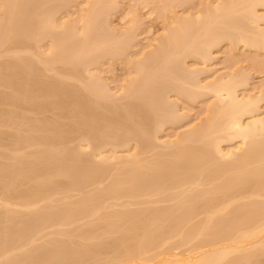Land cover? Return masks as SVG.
Here are the masks:
<instances>
[{
    "label": "rangeland",
    "instance_id": "1",
    "mask_svg": "<svg viewBox=\"0 0 264 264\" xmlns=\"http://www.w3.org/2000/svg\"><path fill=\"white\" fill-rule=\"evenodd\" d=\"M229 1L0 0V24L2 26V21L10 15L9 27L13 26V31L8 28L11 34L7 31L13 37L11 40L10 36L4 38L6 27L4 30L1 27L5 34L0 33V164L5 163L7 170L15 172L19 167L22 170L21 164L25 163L27 171L23 168L19 172L31 173L29 165L33 172L32 178L28 174L32 180L27 183L14 179L6 183L0 176V264H91L95 261V264H114L121 260L119 254L124 255L126 249V252L133 249L136 254L138 247L143 256V247L147 243L152 247L157 236H163L158 238L163 240L159 247L157 238L154 240L156 253L164 252L161 247L170 244V247L177 245L174 249L180 246L177 251L183 249V255L188 256V250L198 239H207L205 236L210 234L214 237L215 231L208 233L215 224L207 235L203 237L200 231L199 236L191 240L192 234H197L195 225L206 221L208 203L216 201L213 202L215 207L219 203L220 209L213 208V212L219 210V216L226 208L223 210L220 205L228 198L233 199L231 202L236 206L231 208V203L228 212H236L237 217L238 212L244 213L251 220L253 214L249 215L244 206L240 209L236 204L253 200L255 189L253 195L250 194L253 199H246L249 192L244 193V199L242 191L237 195L235 191L241 185H234L233 190V186L224 188L231 181L230 174L223 176L229 178L227 181L217 176L218 169L216 172L213 169L223 167L229 158L222 157V152L218 154L216 147L222 148L223 154L235 149L239 158L246 150L244 146L254 149H250L253 142L243 144L240 138L234 135L238 139H233L230 135L221 137L217 146L212 138H207L221 131L218 127L226 129L224 125L232 117L229 112L221 111L227 102L222 97L226 96L221 97L206 86L223 76L224 80L232 77L239 82L236 87L239 100L254 101L245 108L246 113L243 108L237 110L242 114L244 111L242 120L264 118V5L253 2V9L249 11L250 0H231L234 5ZM227 2L233 6H228ZM241 34L253 42L249 39L247 44L240 40ZM11 76L14 85L9 80ZM23 83L28 85V88L24 85L26 90L22 88ZM15 85L19 89L15 90ZM21 89L25 92H20ZM199 131L204 134L193 135ZM256 135V138L252 136L254 141L261 140L258 146L255 143L257 156H251L248 161L260 162L259 167L264 168V159L259 161L264 153V132ZM201 136L204 141L200 140ZM198 140L202 143L210 140L209 144L206 142L210 147L206 148L210 149L211 156L194 159L191 153L186 154L192 145L201 143ZM46 146L51 149L47 150L49 153ZM41 151L47 152L46 156ZM48 155L57 163L49 165ZM40 160L47 167L41 165ZM231 165L228 169L225 164L224 169L239 170L242 164L239 166L234 160ZM235 165L239 168L233 167ZM249 171V177L256 173L258 178H264V169L261 173L255 169ZM19 172L13 174L17 177ZM39 175L42 181H38ZM256 179L252 180V187L257 189L262 183L258 182L260 179L255 183ZM250 185L246 184L247 189ZM238 194L243 197L242 201ZM260 194L264 206V193ZM260 197L257 196V200L261 201ZM27 203L29 206L25 205ZM204 204L208 205L207 210ZM191 205L189 210L187 207ZM259 205L258 211L263 208ZM199 206L206 214L197 209ZM172 208L177 209L176 212H171ZM187 209L195 212L184 218L183 212ZM255 213L259 214L257 210ZM231 214L233 216H225L227 219L223 215L224 219L218 222L223 224V220L233 217L227 222L232 227L236 220L238 224L244 217L237 219L236 214ZM258 216L252 218V224H256ZM254 219L257 221L253 222ZM222 224L218 225L222 227ZM183 228L185 235H182ZM164 229L167 233L173 231L166 237ZM146 237L154 239L151 243L146 240L142 247L141 242ZM257 238L254 240H259ZM133 245L135 249L131 248ZM147 246L144 252L154 251L155 247L153 250L148 247L150 251ZM263 249L257 248L252 253L248 250L251 258L247 259L248 251L242 250L246 262L240 258L241 263L263 264ZM258 252H261L257 255L260 258L255 257ZM158 254L148 256L154 258L150 264H159L164 256L155 260ZM239 254L236 253V264ZM146 256L147 253L144 258L140 257L144 260ZM231 256L233 258L235 253ZM140 257L137 262L141 261ZM132 260L128 261L132 264L136 258Z\"/></svg>",
    "mask_w": 264,
    "mask_h": 264
},
{
    "label": "bare ground",
    "instance_id": "2",
    "mask_svg": "<svg viewBox=\"0 0 264 264\" xmlns=\"http://www.w3.org/2000/svg\"><path fill=\"white\" fill-rule=\"evenodd\" d=\"M232 1H233V0H232ZM229 2H230V3H233L234 1L231 2V0H230ZM229 2H227V5H228V6H229V5H231V6L234 5V3H233V5H232V4H230ZM249 2H250L251 4H250ZM249 2H248V5H247V6H249V11H251V10L253 9V6H254V5H253V2L256 3V5H258V4H262V5H264V0H250ZM237 3H238V2H237ZM250 5H251V7H250ZM245 9H248V7L245 8ZM250 9H251V10H250ZM3 18H4V17H3ZM5 18H6V20H3V21L1 20V21L3 22V24H2V26H1V24H0V29H1V30H0V33L3 32L4 27H6V28H5L6 30H4L5 32H7V31L9 32L8 28H9V29L11 28L12 30H11V29H10V30L13 31V26H12V27H11V26L9 27L10 23H9L8 20H9V18H10V15H7V17H5ZM4 21H7V22H4ZM4 24H5V25H4ZM11 24H12V23H11ZM1 27H3V30H2ZM11 31H10V32H11ZM8 32L6 33V35H4V38H6V37L8 38V36H10V35H9L10 32H9V33H8ZM3 33H4V32H3ZM3 33H1V34L3 35ZM4 34H5V33H4ZM10 34H11V33H10ZM12 34H13V33H12ZM5 36H6V37H5ZM12 38H13V37H12ZM12 38H11V36L9 37L10 40H11ZM0 39H2L1 36H0ZM239 39H240V40H243L245 43L247 42V44H248V43H249L248 41H249L250 38L248 39V38L245 37L243 34H241V38H240V36H239ZM250 41H252V40L250 39ZM252 42H253V41H252ZM256 42H257V41H256ZM210 43H211V42H210ZM214 43H215V41H214L213 43L210 44V47H211L212 44H214ZM63 52H64V50H63ZM0 68H1V67H0ZM13 68H15V67H13ZM11 69H12V67H11ZM0 70H1V69H0ZM230 78H231V79H226V80H224V76H223V77H221V79H219V80L217 79V81H215V82H214V81H213V82H210V83H208V84L206 85L207 88L209 87V89L212 90V91H214L217 95H220L221 97L224 96V95L226 96V97H222V98H224V99H227V100H224L225 102H226V101H227V102L225 103L226 105L224 104V106L221 107V111H222L224 114H227V113L229 112V113H228L229 116L232 115V117L230 116L229 123H228L227 125H224V126L230 127V130H229L227 127H226V129H227L228 131H227L226 129H223V127H218L217 130H219V128H222L221 131H219L221 134H220L219 132H216V134L212 133V134H214V137H215V135L217 136V139H216V137L214 138L213 135H210V134L208 135V136H210V137H207V138H212L211 140H213L214 143H215L217 146H219V143H220L219 140H220L221 137L224 138V137H228V136L231 135V138H233V139H234V138H235V139L240 138V139L242 140V143H243V144H245V143L248 144V142H249V143H252V142H253L254 144H253V143L251 144L250 149H251V147L255 149V148H256V147H255V145H256L255 143H257L256 146H258V144H259V142H258L259 139H256L257 142L254 141L255 138H256V136H257L256 134H257V133H260V131H261V132H264V131L261 130V129L264 130V118H262V117H261V118H259V117H258V118H257V117H256V118H252L253 120L251 119V120H249V122H248V121L245 122V121L242 120L241 117H242V115L244 114V111L242 110V112H243V114H242L241 112H238L237 110L239 109V111H240V108H243V109L246 108V109H247L248 107H250L251 103H254V101L252 102V100H250L249 98H248V100H247V99L239 100L238 96L236 95V93H237V89H236V87H238V85H240V84H239V82L237 83V80L234 81V79H232V77H230ZM9 80L12 82V84H11V82H10L9 84L14 85V84H13L14 81H12V76L10 77ZM9 80H8V82H9ZM13 80H14V77H13ZM8 82H7V83H8ZM15 84H16V83H15ZM18 84H20V83H18ZM18 84H17V85H18ZM6 85H7V84H6ZM24 85H27V83H23V85H22L23 87L20 86V85H18V86H20V87H22L23 89H25L26 86L24 87ZM29 85H32V84L29 83ZM8 86H9V85H8ZM18 86H17V87H18ZM17 87H16V85H15V88H14V87H12V88H14V89L16 90ZM204 87H205V86H204ZM27 88H28V85H27ZM27 88H26V89H27ZM18 89H19V87H18ZM23 89H21L20 92H25L26 89H25L24 91H22ZM18 91H19V90H18ZM18 93H19V92H18ZM20 94H21V93H20ZM3 96H6V95H3ZM6 97H7V96H6ZM0 98H1V96H0ZM4 98H5V97H4ZM7 98H8V97H7ZM222 98H221V99H222ZM2 99H3V98H2ZM17 99H18V98H17ZM222 100H223V99H222ZM246 109H245V113H246ZM230 112H231V114H230ZM247 112H248V111H247ZM240 113H241V114H240ZM240 115H241V116H240ZM230 120H231V122H230ZM257 130H258V131H257ZM214 132H215V131H214ZM190 133H191V132H190ZM199 133H200V134H199ZM255 133H256V134H255ZM203 134H204V132L201 133L200 131H199L198 133H195V134H194V132H193V135H198V136H200V135H203ZM218 134H219V135H218ZM254 134H255V136H254ZM205 135H207V134L205 133ZM205 135H204V137H205ZM226 135H227V136H226ZM234 135L237 136L238 138L235 137ZM258 135H259V134H258ZM85 136H86V135H85ZM87 136H88V135H87ZM232 136H233V137H232ZM252 136L255 137V138H252ZM88 137H89V136H88ZM96 137H98V136H96ZM251 138H252L253 140H252ZM89 139H90V138H89ZM89 139L86 137V140L89 141ZM215 139H216V142H215ZM227 139L230 140V138H227ZM227 139H224V140H227ZM233 139H231V140H233ZM200 140L204 141V140L202 139V136H201V139H200ZM205 140H206V139H205ZM241 140H240V141H241ZM91 141H92V140H91ZM91 141H90L89 143H91V145H92L93 141H92V142H91ZM198 141H199V140H198ZM207 141H208V144H209L210 140H207ZM207 141H206V142H207ZM221 141H222V140H221ZM251 141H252V142H251ZM259 141H261V140H259ZM47 142H48V141H47ZM199 142H201V141H199ZM206 142H204V143L201 142L200 144L198 143L200 146H199V145L197 146L196 144H195V146L192 145V146L190 147V150L187 151L188 153H186V152H185V153L188 154L189 156H190V153H191V157H193V158L195 157L196 159H200V158L203 159L204 156H207V157L211 156V155H210V154H211V153H210V149L207 150V148H206V147H210V145L207 146V143H206ZM262 142L264 143V141H262ZM44 143H45V142H44ZM105 143H106V142H105ZM183 143H185V141H184ZM205 143H206V144H205ZM211 143H212V142H211ZM45 144L47 145V143H45ZM102 144H103V143H102ZM48 145H50V142H48ZM203 145H206V146H203ZM252 145H253V146H252ZM263 145H264V144H263ZM100 146H101V145H100ZM103 146H104V145H103ZM46 147H47V146H46ZM46 147H45V148H46ZM50 147H51V146H50ZM96 147H98V146H96ZM193 147H194V148H193ZM202 147L205 148V150H204ZM47 148H48V147H47ZM47 148H46V151H47V150L51 151L50 148H48V149H47ZM192 148H193V149H192ZM217 148H218V149H217ZM243 148L246 149L245 152H243V154L240 153V154H241L240 157H239V158H236V156H237V157L239 156V153H237V155H236V152H237V151H235V149H234V150H231V149H230V151L228 150V151H226V152L223 154L224 151H221V150H223V149H222V148L220 149L219 147H216V148H215V151H216V152H219L218 154H220V153L222 152V154H221V156L223 155L222 157L228 156L230 159L228 158V159L225 160L226 163H224V164L222 165L223 167H221L223 170H222L221 168L219 169V167H218V168L213 169V171H215L216 169H218V173H219V174H218L217 176H220V177L223 178L224 180L226 179V180L228 181V179L230 178L231 181H228V183H229L230 185H229L228 183H226L227 181H225V182L223 181V183H226V184H227V185H225V186H228V185H229L228 187H225L224 184H223L224 188H229L230 186H231V187L233 186V187L231 188V189L233 190L234 185H237V186L239 185V187H240V185H241V187H242V186H243V187H246V184H247V185H248V184H251V185H250V187H251L250 189H253L251 192H250V189H247V188H249L248 186L246 187V189L244 188V190H242L243 187H242V188L240 187L239 190H235V191H236V195H237V193H239V192L242 191L241 194L243 193L242 196H243L244 199H245L246 195L244 196V193H248V192H249V197H248V195H247L248 198L246 197V199L248 200V199H253V198L255 199V198H256V199H255L256 201H255L254 199L251 200L252 202H251L250 200H248V201H247L248 204H246L247 202H246V201H245V202L242 201V200H243V199H242L243 197L240 196V195H239L240 193H239V194H238L239 197H238V196H236V197H238L239 200L242 199V200H241L242 202H240V203H238V204H236L235 201H234V202H235L236 205H239L240 209H241L242 206H244L245 209H244V207H243L242 210H243V209H244V210L247 209V212H250L249 215L253 214V216L251 215V217H250L251 220H253L252 218L254 217V215H255V216L257 215V214L255 213L256 210H257V213H259V214H258L259 216L257 215L259 219H257L258 221L255 220V219L257 218V216H256V217H254V218H255V219H254L255 221H253V222H256V221H257L256 224H252V221H251L250 219H249V220L247 219V218H249L248 215H246L247 217L244 216V213H242V212H245V211H242V212L240 211L242 214H240V213L238 212V215H239V216H242V215H243L247 220L244 219V217H241V218H240L239 216L237 217L236 212H234V211L231 212V211H230L231 213L236 214L237 219H238V218H240V219L243 218L244 220L242 219V221H240V219H239L238 224H237V220H236V225H238V226H236L235 224H234V225L232 224V225H233V226H232V227H233V230L231 229L232 227L228 226L229 221H231V219H232L233 217H232L230 220L228 219L229 221H228V220H223V222H225L226 225H227V226H226L225 223H223V224L225 225V226H224L221 222H218V221H219V220L222 221V219H224V217L227 216L228 214H229V216H227V217L233 216V214H231L230 212H228V211L231 210V209L228 210V208H227V207H229V205L233 202V199L228 198L229 200L227 199L226 202L223 201V202H224L223 206H222V204H221L220 206L222 207L223 210H224V208L226 207L225 210H226V209H227V210H226V211L224 210V213H225V214H224L223 212H222L223 214L219 212V214H220L219 216H217V213H218L219 210L213 212V208L215 207V204L213 205V202H216V201H213V202L211 201V203L209 202L210 204L208 203L209 206L206 204L208 207L204 204V209L207 210L206 207L208 208V210H207V214H206V211H205V210H204L205 212L202 211L203 209L201 210V206L197 207V209H200L203 213L206 214V215H205V216H206V221H205V220H202L201 223L199 222L201 225H200V224H196V225H195L196 228H197V225H199V226H198L199 230H198V229L196 230V228L192 227V229L194 228L195 231H197V234H196V232H194V230H192V232H194V236H193V234H192V238H191V237H190L191 234H190L189 238H191V240H192V239H195V237H198V236H199L198 234H199L200 231H202L203 234H201V235L204 237V234L207 235L208 231H211V227H212V225H214V224H215V225L213 226L214 228H215L219 223L222 224V225H221L222 227H220V225H218V226H219L221 229H222V228H223V229L221 230V232H219L218 230H219L220 228L217 226V227H218V228L216 227V229H217V231H218V232H217L216 229L214 230V228H212V232H209L208 235H209L210 233H213L214 231L217 232V233H219V234H217V233L214 232V233H213V234H214V237H212L213 235H211V234H210V236H205V238L207 237V239L209 238V240H211L210 242L205 241V240H207V239L202 238L201 235H200L201 239H203L204 241L201 240V239H198V240H197L198 242H197V241L194 242L195 244L193 243V244H192L193 246L191 245V250H190V249L188 250V251H190V252H189V253L185 252V253L189 254L188 256H184V255H183L184 252H181V251L183 250L182 248H181L182 250L179 251L180 253L177 251V250H179L178 248H180V246H178L177 249H174V247L176 248L177 245L174 246V247H170V244H169V245H168L169 248H168V246L165 245V246L169 249V250H167V248H166L165 246H163L164 242H163V244H162L163 247H161V248H164V249H165L164 252H163L162 250H160V252L157 251V253H156V251H155V250H156V247H155V246H157L156 244H154L155 249H154V251H152L153 248H154V247H153V242H154V240L157 238V239H156L157 241L155 240L156 242H158V243H157V244H158L157 247L160 246L159 243L163 240V239L161 240V238L158 239L159 237H163V236H157L155 239H154V238H151L152 240L154 239L153 242H152V244H151L153 248L150 246L152 250L149 249V248H150V247H149L150 244L147 243L148 240H150V243H151V239H150L149 237H146V238H148V239L145 238V240L142 241V242L140 241V242L142 243V247H143V242H146L148 246L146 245V243H144V244L147 246V248L149 247L148 249H149L150 251H152V252H154V253H152V252H151V253H149V252H144V250H146V246L143 247V248H144V250H143V256L140 255L139 252L142 251V250H139L138 247H137V251H138V252L136 251V254H139V255H136L135 252H132V251H134L133 249L131 250V252H129L130 250H128L129 253L126 252V251H127V249H126V251L124 250L125 252H123L124 255H122V253L120 252V254H119L120 257H118V259H119V258L121 259V260L119 259L120 261L117 262V261H114V259H113V261H114L115 263H117V264H131L130 261H128L129 259L132 260V258H133V260H135V258H136V261L133 262V263H135V262H137V258H138V257L141 256L142 258H144V256H145L146 253H147V256H146V258H145V259H146V262H145V259L142 260L141 257H140V259H141V261H142L143 263H145V264H150V263H151L150 260H154V258H153V259H149L148 256H151L152 254H158V253H159V254H161V255L158 254V256H156L155 260L158 259V257L162 256V254H163V256H164L163 258L160 259V262L157 260V261L159 262V264H221V263H223V262H224L223 264H233V263L236 264V263H235V261H236L235 259L237 258V257H236V256H237L236 253H237V254L240 253V254H239L240 257L238 256V262L241 263V259H240V258L245 257V255H246L245 258L247 259V258L249 257V255L252 253V251H255V252H256V251H257V250H256L257 248H259L260 250H261L262 248H264V235H263V233H264V206H263V204H261V203H263V201H262V196H261V194H260V193H264V181H263L264 178H262V179L258 178L259 175L256 174V173H255V176H256V177H255V176H254V177H251V176H252V175H251V176H250L251 178H250V177L248 176V175L251 174V172L249 171L250 169H252V170L255 169V170H257V171H259V172L261 173V170H263L264 168H260V167H259L258 164H259L260 162H259V163H256V162H255V163H254V162L252 163V162L250 161V162L253 164V165H252V164L248 161V160H250L251 158H253V157H251V156H253V155H255V157L257 156V155L255 154V153H256L255 151H257L256 149H255V151H254V149H252V150H248L249 148H246L245 146H244ZM100 149H102V147L99 148V150L97 149V151H100ZM216 149H217V150H216ZM219 149H220V150H219ZM240 149H241V147H239L238 151H239ZM244 149H242V151H243ZM191 150H192V151H191ZM49 151H47V152L49 153ZM189 151H190V152H189ZM252 151H253V152H252ZM41 152H43V153H41V154H44V155H45V153H47V152L44 153V151H41ZM239 152H241V150H240ZM254 152H255V153H254ZM253 153H254V154H253ZM41 154H40V155H41ZM183 154H184V153H183ZM206 154H207V155H206ZM224 155H225V156H224ZM34 156H37V154L34 155ZM45 156H46V155H45ZM263 157H264V153L262 154V158H259L260 160L257 159V161H258V160H259V161L263 160V159H264ZM36 158H37V157H36ZM195 158H194V159H195ZM205 158H206V157H205ZM249 158H250V159H249ZM47 159L50 160V161L48 160V164L50 163L49 165H52V163H54V162L57 163L54 159L52 160V158H51L49 155L47 156ZM57 159H58V158H57ZM57 159H56V160H57ZM102 159H103V157H102ZM236 159H238L240 162L238 163ZM51 160H52V161H51ZM59 160H60V159H58L57 161H59ZM100 160H101V159H100ZM231 160H232V161H231ZM234 160H235V164H237V165L242 164V165H241V169H240L238 166H236V165L233 166V167H235V168H236V167L239 168V170H238V169H235V171H237L236 174H235V171H234V169H233L232 167H230V169L232 168V171H233V172H232V171L228 172L227 169H224L225 164H227V167H228V169H229V166H230L231 164H234ZM61 161H62V160H61ZM61 161H60V162H61ZM102 161H103V160H102ZM227 161H229L231 164L227 163ZM245 161H247V163H246ZM18 162H19V161H18ZM18 162L16 161L17 164H18ZM60 162H58V163H60ZM244 162H245V163H244ZM0 163H2V162H0ZM40 163H41V165H44V166L47 167V165H46L44 162H42L41 160H40ZM62 163H63V161H62ZM249 163H250V164H249ZM4 164H5V163H4ZM4 164H0V171H1V173H0L1 175H0V176H2L1 179H4V180H1V179H0L1 181H4V182L7 183V181H9V180H10V181H13V180H11V179H14L15 181H18V182H20V183H22L21 181H23L24 183H25V182L27 183V182L29 181V179H31V178L33 177L32 174H31V173H33V172L31 171V167H30V165L28 166V168H30V172H31V173H29V172H28V173H27V172L24 173V172H19L20 167H19L18 169H17V168H14L15 170L17 169V171H15V170L13 169L15 172H11L12 169L10 168L11 170H7V169H9V168H8V166H7L6 164H5V165H4ZM19 164H21V163H19ZM19 164H18V165H19ZM24 164H25V163H24ZM24 164H23V163L21 164V165L23 166V168L27 166V165H24ZM63 164H64V163H63ZM148 164H150L149 166L154 165V163H148ZM228 164H229V165H228ZM243 164H244V166H243ZM247 164H248V168L251 166V167L249 168V170H248V168H247ZM254 164H255L256 166H258V167H256ZM3 165H4L5 167H4ZM21 165H20V166H21ZM146 165H147V164H146ZM146 165H145V166H146ZM2 166H3L5 169H4ZM13 166H15V165H13ZM22 166H21V167H22ZM231 166H232V165H231ZM239 166H240V165H239ZM245 166H246V167H245ZM17 167H18V166H17ZM48 167H49V166H48ZM244 167L247 168V169L244 170V169H245ZM23 168H22V170H23ZM144 168L146 169V168H148V167H144ZM225 168H226V167H225ZM256 168H257V169H256ZM32 169H33V166H32ZM148 169H149V168H148ZM260 169H261V170H260ZM6 170H7L8 172H7ZM20 170H21V169H20ZM22 170H21V171H22ZM25 170L27 171V169L24 168L23 171H25ZM28 170H29V169H28ZM33 170H34V169H33ZM93 170H94V169H93ZM93 170H92V172L94 173ZM95 170H96V169H95ZM240 170H244V171H241V172H240ZM9 171H10V172H9ZM34 171H35V170H34ZM246 171H247V172H246ZM16 172H19V175L17 174V177L15 176L16 174H13V173H16ZM97 172H98V171H97ZM215 172H216V171H215ZM231 172H232L233 174H231ZM244 172H245V173H244ZM248 172H250V173H248ZM7 173L10 174V177H9V174L7 175ZM20 173H23L24 175H23V174H20ZM35 173H36V172H35ZM35 173H34V175H35ZM37 173H39V172H37ZM37 173H36V174H37ZM90 173H91V172H90ZM93 173H91L92 176H94ZM2 174L4 175V178H3V175H2ZM25 174H26V175H25ZM28 174L31 175V178L29 177L30 175H28ZM95 174H96V173H95ZM229 174H230V177H229V178H228V177H223V176H229ZM239 174H240V175H239ZM243 174H245V176H244ZM262 174H263V176H264V172H263V171H262ZM5 175H6V176H5ZM40 175H41V174H40ZM40 175H39V177H38V181H42V179H43V177L41 178ZM215 175H216V173H215ZM221 175H222V176H221ZM231 175H232V176L234 175V176L232 177ZM235 175H236V176H240V177H237V178H236ZM246 175H247V177H246ZM253 175H254V173H253ZM257 175H258V177H257ZM7 176H8L9 178H8ZM13 176H15V178L18 179V180H16L15 178H11V177H13ZM243 176H244V177H243ZM260 176H261V175H260ZM263 176H262V177H263ZM28 177H29V178H28ZM46 177H47V176H46ZM94 177H96V175H95ZM97 177H98V176H97ZM248 177H249V179H248ZM227 178H228V179H227ZM256 178H258V179H256ZM250 179H251V180H250ZM253 179H256V180H254L255 183H256V181H258L259 179L262 180V181H260V180L258 181V182L262 183V185H261L260 183L257 182L259 185H261V186H259V187L257 186V187H258L257 189H258V190L260 189L259 191L256 189L255 186H254V188L252 187V185H254V182L252 181ZM31 180H32V179H31ZM33 180H34V178H33ZM47 180H49V178H48ZM132 180H133V179H132ZM248 180L251 181V183H250ZM10 181H9V182H10ZM35 181H36V180H35ZM130 181H131V179H130ZM29 182H31V181H29ZM252 182H253V184H252ZM6 183H5V184H6ZM244 185H245V186H244ZM223 186H222V187H223ZM237 186H235V188L238 189ZM222 187H220L221 190H222ZM260 187H262V188H260ZM220 189H219V190H220ZM231 189H229V191H230ZM254 189H255V191H256V195H255V193H254V196H255V197L251 198L250 196L253 195V192H255ZM261 189H263V190H261ZM3 190H4V188H3ZM3 190H2V191H3ZM37 190H38V193H39V189H36V192H37ZM223 190H224V189H223ZM246 190H248V191H246ZM227 191H228V190H227ZM245 191H246V192H245ZM217 192H218V191H217ZM232 192H234V191H232ZM258 192H259V195H258ZM221 193H222V192H221ZM221 193H220V194H221ZM225 193H226V192H225ZM229 193H230V192H229ZM250 194H251V195H250ZM234 195H235V193H234L232 196H234ZM232 196H231V198H232ZM257 196H259V197L261 196L259 199H261L262 202H261L260 200H257ZM225 197H226V196H225ZM228 197H230V195H229ZM241 197H242V198H241ZM240 198H241V199H240ZM263 198H264V197H263ZM222 199H225V198L222 197ZM222 199H221V200H222ZM234 199L237 200V198H234ZM231 200H232V202H231ZM183 201H184V200H183ZM208 201H209V200H208ZM243 202H244L246 205H249V206H246ZM254 202H255V203L257 202V203H256L257 206H258L259 203H260L259 207H260V206H263V208H262L260 211H258L260 208H259V209H258V208L256 209L257 206H255V203H254ZM258 202H259V203H258ZM220 203H222V201H221ZM241 203H243L244 205H240ZM251 203H252V205H251ZM33 204H34V203H33ZM211 204H212V205H211ZM218 204H219V203H218ZM218 204H216V205H217V206H216L217 208L219 207ZM253 204H254V206H253ZM25 205H28V203L25 204ZM31 205H32V204H31ZM231 205L233 206V203H232ZM231 205H230V206H231ZM28 206H29V205H28ZM205 206H206V207H205ZM210 206H211V207L213 206L212 209L210 208ZM189 207L191 208V207H193V206L191 205V206H188V207H187V208L190 210ZM216 207H215V208H216ZM223 207H224V208H223ZM235 207H236V206L234 205V206L231 207V208H235ZM247 207H251V209H248ZM253 207H254L255 210L253 209ZM202 208H203V207H202ZM229 208H230V207H229ZM188 209H187V211L183 212V213L185 214V215H184V218H185V217L187 218V216L189 215V213H192V211H194V210L189 211ZM191 209H192V208H191ZM193 209H196V208L194 207ZM209 209H211V210H209ZM218 209H220V208H218ZM237 209H238V208H237ZM240 209H238V210H240ZM252 209H253L255 212L253 211V213H252V211H250V210H252ZM174 210H175V209H174ZM174 210H173V208H172V211H171V212H173ZM176 210H177V209H176ZM176 210H175V212H176ZM214 210H215V209H214ZM223 210H221V211H223ZM233 210H234V209H233ZM196 211H197V210H196ZM198 211H199V210H198ZM198 211H197V212H198ZM235 211H237V210L235 209ZM177 212H178V211H177ZM187 212H188V213H187ZM194 212H195V211H194ZM173 213H174V212H173ZM186 213H187V214H186ZM200 213H201V212H200ZM203 213H202V214H203ZM254 213H255V214H254ZM196 214H197V213H196ZM221 214H222V215H221ZM230 214H231V215H230ZM246 214H248V213H246ZM190 215H191V214H190ZM197 215H198V214H197ZM199 215H200V214H199ZM223 215H224V217H223ZM193 216H194V215H192L191 218H193ZM205 216H204V219H205ZM220 216H222V217H220ZM188 217H190V216H188ZM195 217H198V216H195ZM202 217H203V216H202ZM219 217H220V218H219ZM227 217H225V219H227ZM236 217H235L234 219H236ZM181 218H182V217H181ZM191 218H189V219H191ZM215 218H217V219L219 218V219L217 220V219H215ZM214 219H215V220H214ZM213 220H214V221H213ZM216 220H217L218 224L216 223ZM183 221H184V219H183ZM186 221H187V219H186ZM189 221H190V220H189ZM212 221H213V222H212ZM179 222H180V221H179ZM181 222H182V221H181ZM190 222H191V221H190ZM190 222H189V223H190ZM202 222H203V223H202ZM227 222H228V223H227ZM232 222H233V221H232ZM232 222H231V223H232ZM234 222H235V220H234ZM240 222H242V223L239 224ZM184 223H185V222H184ZM187 224H188V223H187ZM187 224H186V225H187ZM216 224H217V225H216ZM174 225H175V224H174ZM174 225H172V226L174 227ZM176 225H177V223H176ZM180 225H181V224H180ZM186 225H184V226H186ZM240 225H241V228L239 227ZM234 226H236L235 229H234ZM170 227H171V226H170ZM173 227H172V228H173ZM176 227H178V225H177ZM226 227H227V228L229 227V229H227ZM208 228H210V229H208ZM239 228H240V229H239ZM165 229H166V228H165ZM165 229H164V232L167 231V230H165ZM169 229H170V228H169ZM177 229H178V228H177ZM189 229H191V228H189ZM237 229H239V230H237ZM174 230H175V229H174ZM178 230H180V228H179ZM178 230H177V231H178ZM183 230H184V228L182 229V233H183L182 235H185V234H184L185 232H184ZM206 230H207V231H206ZM228 230H230V231L232 230V231H231V232H228ZM172 231H173V230H172ZM172 231L170 230L171 233H172ZM177 231H176V232H177ZM187 231H188V230H187ZM205 231H206V232H205ZM129 232H130V231H129ZM131 232H132V231H131ZM154 232H155V231H154ZM170 232H169V233H170ZM174 232H175V231H174ZM190 232H191V231H190ZM204 232H205V233H204ZM150 233H151V232H150ZM152 233H153V232H152ZM165 233H166V237H167V234L169 235V233H167V232H165ZM178 233L181 234V232H178ZM178 233H176V234H177L176 236L179 235ZM186 233H187V232H186ZM200 233H201V232H200ZM173 234H174V233H173ZM173 234H172V235H173ZM188 234H189V233H188ZM215 234H217V235H215ZM148 235L150 236V234H148ZM182 235H181V236H182ZM151 237H152V236H151ZM153 237H154V236H153ZM169 237H170V236H169ZM256 237H258L259 240L255 241L254 239H256ZM211 238H213V239H211ZM258 238H257V239H258ZM170 239H173L172 236L170 237ZM146 240H147V241H146ZM158 240H160V241H158ZM185 240H186V239H185ZM185 240H184V241H185ZM253 240H254V241H253ZM189 241H190V240H189ZM193 241H194V240H193ZM199 241H200V242L203 241L204 245H203V243L200 244ZM224 241H225V243H224V244H221V243L224 242ZM156 242H154V243H156ZM182 242H183V241H182ZM182 242H181V243H182ZM205 242H207V244H206ZM141 243H140V244H141ZM166 243H167V242H166ZM189 243H190V242H189ZM196 243H199V245H196ZM160 244H161V243H160ZM178 244H179V243H178ZM182 244L185 245V244H188V243L185 242V243H182ZM182 244H181V246L183 247ZM173 245H174V244H173ZM179 245H180V244H179ZM194 245H195V246H194ZM134 246H136V245H133L131 248H133ZM137 246H138V245H137ZM139 246H140V245H139ZM140 247H141V246H140ZM142 247H141L140 249H142ZM184 247H185V246H184ZM249 247H250V248H249ZM253 247H257V248H254V249H255V250H254ZM135 248H136V247H134V249H135ZM251 248H252L253 250H252ZM170 249H172L173 251L176 250L178 253H176V251H175V252H170V251H172V250H170ZM249 249H251V250H249ZM149 250H147V251H149ZM166 250H167V251H166ZM184 250H185V249H184ZM186 250H187V249H186ZM242 250H244V251H245V250H247V251L249 250L251 253L248 251V252H246L245 255H242L243 253H245L244 251L242 252ZM263 250H264V249H263ZM161 251H162V252H161ZM239 251H240V252H239ZM262 252H264V251H262ZM127 253H128V254H127ZM133 253H134L137 257L134 256ZM148 253L151 254V255H148ZM234 253H235V256L232 258L231 255H233ZM260 253H261V252L256 253L255 257H256L257 255H259ZM144 254H145V255H144ZM254 254H255V253H254ZM125 255H126V257H127L128 259H127V258H125V259L121 258V256L124 257ZM263 255H264V254H263ZM252 256H253V255H252ZM261 256H262V254H261ZM134 257H135V258H134ZM153 257H154V256H153ZM229 257L231 258V259H230L231 262H229ZM253 257H254V256H253ZM253 257H252V258H253ZM262 257H263V256H262ZM262 257H261V258H262ZM147 258H148V259H147ZM249 258H251V257H249ZM257 258H260V257L257 256ZM104 259H105V258H104ZM122 259H123V260H122ZM227 259H228V260H227ZM232 259H233V262H232ZM102 260H103V259H102ZM133 260H132V261H133ZM234 260H235V261H234ZM243 260H244V261H243ZM248 260H250V259H248ZM262 260H264V259H262ZM83 261H85V260H83ZM83 261H81V262H83ZM105 261H108L107 258H106ZM141 261H139V262H137V263L139 264ZM226 261H228V262H226ZM242 261H243L244 263L246 262V260L243 259V258H242ZM250 261H251V260H250ZM257 261H258V259H257ZM109 262H110V261H109ZM111 262H112V260H111ZM152 262H155V261H152ZM238 262H237V264H239ZM247 262H249V261H247ZM260 262H261V261H260ZM86 263H87V262H86ZM86 263H85V264H86ZM89 263H90V262H89ZM95 263H96V261H95ZM95 263H92V262H91V264H95ZM98 263H99V262H98ZM102 263H103V262H102ZM115 263H114V264H115ZM133 263H132V264H133ZM137 263H136V264H137ZM256 263L259 264V262H256ZM82 264H83V263H82ZM108 264H109V263H108ZM112 264H113V262H112ZM140 264H142V263H140ZM155 264H156V263H155ZM241 264H242V263H241ZM247 264H248V263H247ZM254 264H255V263H254ZM261 264H262V263H261ZM263 264H264V263H263Z\"/></svg>",
    "mask_w": 264,
    "mask_h": 264
}]
</instances>
